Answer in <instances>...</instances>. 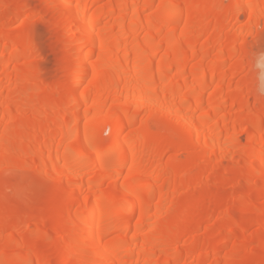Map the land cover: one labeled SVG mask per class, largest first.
Returning <instances> with one entry per match:
<instances>
[{"label": "rangeland", "instance_id": "obj_1", "mask_svg": "<svg viewBox=\"0 0 264 264\" xmlns=\"http://www.w3.org/2000/svg\"><path fill=\"white\" fill-rule=\"evenodd\" d=\"M76 1L72 0L73 6ZM235 1L87 0V19L94 12L104 15L95 31L110 34L107 45L112 58L122 64L129 53L130 63L120 67L126 76L123 80L114 78L117 71L111 74L106 63L96 73L88 72L78 91L86 88L91 96L77 103L69 72L71 63L86 51L85 45L77 44L81 29L69 17L63 18L61 7L51 0H0V255L6 256L0 264H73L66 245L77 232L73 229L67 237L72 218L64 223L60 219L63 212L76 209L78 193L81 201L90 197L86 205L79 200L86 212L104 194L121 198L103 213L108 223L119 227L101 225L106 232L105 254L120 260L114 264H264V126L259 128L263 137L243 134L255 121L264 124V11L253 19ZM174 3L178 4L168 8ZM165 9L170 15L159 18ZM154 32L153 45L141 46L146 35ZM169 34L174 41L166 39ZM122 35L127 39L122 40ZM136 50L141 57L132 62ZM101 56L95 52L89 63L98 66ZM149 74L155 80H147ZM138 83L153 85L155 104L126 105L130 94L126 90ZM198 95L200 102L192 99ZM92 105L96 109H90ZM123 110L131 122L121 139H131L127 143L136 151L126 162L112 152L105 163L89 166L93 151L113 147L115 140L103 144L101 137L111 130L114 115ZM203 116L212 143L209 137L206 143L200 132V137L193 135L187 144L173 147L174 126L182 121L187 128L201 130ZM76 125L80 129L70 136ZM149 134L154 138L146 141ZM237 134L243 139L240 144L232 141ZM87 135L94 141L82 156L79 150ZM63 144L69 150H62ZM244 145L263 147V151L252 154ZM250 154L255 166L249 163ZM175 158L180 161L174 162ZM123 162L124 167L119 165ZM76 172L91 179L81 183ZM151 178L159 183L167 179L170 184L155 186L144 202L141 195L125 199L131 181L142 186ZM30 184L37 189V205L33 193L24 189H30ZM27 195L34 202L26 200ZM130 205L136 208L133 226L126 230ZM140 221L145 224L135 225ZM161 226L166 231L154 229ZM190 226L184 233H170ZM25 232L31 235L22 239ZM227 234L231 237L225 239ZM196 240L204 242L202 249L186 256L182 250ZM22 242L25 248L12 258L11 252ZM155 244L158 249H153ZM168 244L177 249H166ZM37 254L39 261L33 257ZM84 259L81 264H92L88 257Z\"/></svg>", "mask_w": 264, "mask_h": 264}, {"label": "bare ground", "instance_id": "obj_2", "mask_svg": "<svg viewBox=\"0 0 264 264\" xmlns=\"http://www.w3.org/2000/svg\"><path fill=\"white\" fill-rule=\"evenodd\" d=\"M51 1L53 2V4H57V5H59L61 7V9H62V11L64 13L63 14V18L69 17V19H72V24L74 25V27L77 28V30L79 28V31L81 29L80 33H78L79 31H77V33H78L77 36L80 35V37H79V39L77 38L78 39V41H77L78 43L77 42L76 43L78 45L83 44V45L86 46L85 53H83L79 57H76V60H74V62H76L75 64H74V62L71 63L73 65L71 66L70 72H69V79H70V83L72 84L74 102L79 103L81 101L83 102V100H86V99L88 100L89 99V97L91 96L90 95V92L86 88H83L82 89L83 91L80 92V91H78V87H79L80 83L83 81L84 76L88 72H90V73L91 72L92 73H96L95 72L96 69L99 66L104 67L105 63L108 65V66L107 65L106 66L109 68L110 73L113 70L115 72L117 71V74L118 75L116 77H114V78H116L117 80H121V79L123 80V78L126 79L125 78L126 76H125L124 72L121 71L122 68H120V67H122L121 65L128 66V64L130 63V61H129L130 60L129 53H127L126 54V57L124 59H122L123 63L122 64L119 63L117 59H113L112 58V55H110V51H109L110 49L108 48V45H107V41H109V35L110 34L109 33H101V34L99 33V34H97V32L95 31L96 30V27L102 21V18L104 16L103 14H101L102 12H98V13H95L94 12V14L92 13L91 19L88 18V19H90V21H88V19H87V11H88V9L86 10L87 7L85 6V4H86L85 2L87 0H77L78 3H76L77 1L75 3H76V5L78 4L77 5L78 8H77V6H73L72 0H51ZM235 2H237L244 9V12H247L251 16H254L253 19L259 15L260 11H264V0H250L249 2L247 1L246 4H243V2H244L243 0H236ZM177 4L176 3H174L173 5L171 4V6H168V8L173 7V6L177 5ZM74 7L77 8L76 11H75ZM19 11H21V9L20 10H16L15 12H19ZM169 12H170L169 9L163 10L159 14V18H165L167 15H170ZM259 18H260V15H259ZM119 25L122 26L123 25V21H120L119 22ZM74 31L76 32L75 29H74ZM133 35H135V33H133ZM261 35H263V36H261V39H263V41H264V31L261 33ZM122 36L120 37L122 40L125 39V38L127 39V37H128L127 35H124L123 38H122ZM156 36H157V34L155 32L154 33H149L148 35H146L145 42L142 43L141 46L145 47V46H151V45H153L154 39L156 38ZM171 36H172V34L167 35V38L166 39L168 41H171L172 42L174 40H171L172 39ZM181 44H184V41L182 42V40H181ZM138 48L140 49V47H138ZM138 48H136V49H138ZM133 50H135V48ZM95 52H99L102 55L101 58L99 59L100 64L98 66L97 65H94L92 63H89V58ZM133 52H134L133 53L134 56L131 58L132 59V62H135L137 59L140 60V57H141L140 52H138V50L133 51ZM148 65H152V62H149ZM181 65H183L182 66V69H184V61L182 62ZM79 67L80 68L83 67V68L80 69ZM111 74H113V73H111ZM222 76L224 77V74ZM146 79L147 80H151V79L155 80V77L149 74V76H147ZM159 80L160 81L163 80V75L162 76H159ZM203 80H204L203 82H206L207 81V79L206 80L203 79ZM117 83L119 84V82H117ZM112 84H113V82L111 81L110 82V85L111 86L110 85L109 86L112 87ZM143 84L141 83V85H140L138 83V85H140V86L135 85L136 87L128 88V90H126L127 87L125 88V90L127 91V93H130V94H127V96L125 97L126 105H131L130 103H136V102H139V104L142 103L143 106L145 104L151 105V104H155L156 103V100H155V98L153 97V95L151 93L153 91V89H154L153 85H146L145 86ZM183 84L184 83L181 82L180 85H179V88H181L183 86ZM107 86L108 85H106V87ZM113 86H114V84H113ZM200 87H204V85L201 84ZM84 89L87 90V91H84ZM131 89H132V91H130ZM39 92L40 91L37 90V93H39ZM131 92H133V93H131ZM119 96H120V94H119ZM117 97H118V95H117ZM189 98H190V96H189ZM186 99H188V97L182 98V103H185ZM192 99H194L195 101L200 102L202 100V97L198 95V96L192 97ZM242 101H244V99H242ZM257 104H258V101H257ZM96 107L97 106L94 105L93 107H91V108L89 107V108L90 109H96ZM124 110H123V113L122 112H117V115L116 116L114 115L115 119L113 118V120H115V123H113V126L111 127V130L108 131V132H106L105 135H103V137H101V141H102L103 144H107V143L115 140L114 141L115 143L113 145L114 148L112 147V145H109L104 150L102 149V150H96L95 152L93 151V157L88 162L89 166L95 165L98 161H101V162H104L105 163V161L107 160L106 156L109 155L112 152H116L119 156L121 155L122 160L125 161V162L128 161V158L130 159V157L133 155V152H134L135 148L134 149L132 148L133 150H131L130 144L127 143L129 140H126V141L124 140L123 141V139H121V133H122L123 129L126 128V126H128V123L129 122H131L130 121L131 120V117L128 116L130 114H128V111H127V113H126V111L124 112ZM249 113H251V112H249ZM202 115H205V112L202 113ZM205 116L202 117L203 118V120H202L203 121V124H200L201 125L200 127H201V130L202 131L200 129H198V128H196V129H194V128H187L184 125L185 123L182 122V121L179 122V124H180L179 127L178 126H174V127H176V129L173 130V133L170 131V133H172V135H175V138H176L175 140H173L171 142L172 146L173 147L183 146V145L187 144L191 140V138H192L193 135H195V136L196 135L197 136L200 135L201 134L200 132H203L205 134V136H204V134H201V135H202L203 139L206 140L205 141L206 143H207V140H209L206 137H209L210 138V140H209L210 142L209 143H212L211 142V137H213V136H211V132H209V134H207L208 133V129L206 130L205 121H204ZM110 118H112V116ZM99 122H100V119L97 120L96 122H94V121L93 122H89V123L85 124L84 129L90 128L91 126H95ZM262 126H264V124H262L261 121H257V122L255 121V123L249 129H245V130L243 129L244 130L243 131V134L244 135H247V136H250V137L253 136V138L256 137V136L258 137V135L261 136L262 134H260L259 128L262 127ZM79 129L80 128H79L78 125L74 126L73 129L70 130V136L75 135ZM81 129H82V127H81ZM147 137L148 138H147L146 141H149L150 139L154 138L152 134H149ZM198 137H200V136H198ZM262 137H263V135H262ZM242 140H243L242 139V136L239 135V134L234 135L232 137V141L235 144H238V143L240 144ZM93 141H94L93 136L91 137L90 135H87V138H86V141H85L84 145L82 147H80L79 154L82 155V156H84L87 153V151H88V147L93 143ZM131 141L132 140L130 139L129 142L132 143L133 141L132 142ZM50 142H48V145L47 146L51 150V149H53L52 147H53L54 144H52V142L51 143ZM133 145L134 144H132V147H133ZM146 145L144 144L143 146H146ZM63 148H64V150H67V149L69 150L70 146L68 144L67 145H64L63 144L62 150H63ZM243 148H245V149H251L250 152L252 154H254V152H252V151H256V152L257 151H261V150L263 151V147H258V146L256 147L254 145H247V146L244 145ZM128 149L130 151H128ZM62 150H60V151H62ZM131 151H133V152L131 153ZM252 154H250L249 163L252 166L253 165L255 166L256 162H255V160L253 158L254 156ZM52 160L56 161L53 158H52ZM179 161H180V159H178V158H175V160H174V162H179ZM45 162H47V161H45ZM119 165L123 166V165H126V164L123 162V163H121ZM169 168L170 167H168V169ZM50 169L51 168H48V170H50ZM49 173H51V172H49ZM74 176L75 177H78L79 178V181L81 183L83 182V179L84 178L91 179V177H88L84 173L79 174L78 172H76ZM97 179H98V181L100 179H102V175L99 174L97 176ZM64 180L65 179H61L60 183H65ZM137 182L138 181L133 180V181H131L128 184V186H130L129 188L131 190L129 189L130 191H128L127 193H125V199L126 200L130 201V200L134 199V197L136 195H141L142 200L144 202L145 200H147L148 194H151V192L153 191V189H154L155 186L164 187V185H169L170 184V181H168L167 179L161 181L162 183H159V181L157 179H154V178L149 179L142 186L141 185L138 186L139 182H138V184H137ZM174 183L175 182H173V184ZM30 185H29V187H30ZM32 185H31L30 189H28L26 186H25L24 189H27L30 192V194L33 193V197H35V203L37 205V203L40 202V201L38 200V202H37V196L35 195V193H37V189L35 190V187L33 188ZM19 193H20V191H19ZM75 195H74V197H77V200L79 199L80 202H82V204L85 203V205H86V200L88 202V198H90V197L87 196V198H84L81 201L82 197H80L81 199L79 198V193L76 196ZM162 195L165 196L164 193ZM28 196H30V195L25 196L26 197L25 198L26 200L29 198ZM31 196H32V194H31ZM106 198H110L112 200V202L111 203H107L106 202ZM29 199L31 200V198H29ZM79 200L77 201L78 203L76 205L77 206L76 209L74 211H72V212H70L71 210L69 212H67V211L66 212H63L62 213V217L60 219L61 223H64L67 219L69 220V218L70 219L72 218L73 223H71L69 225V227H68L67 237L70 236L71 233L73 234V229L74 230L76 229L75 232H77V236L74 233L75 237H74L73 241H70V243L66 245V247H68V251L70 252V253L69 252L68 253L69 254H73L71 256L73 258L71 260V262H73V264H81V262H83L85 260L87 261V259H84L85 257H88L90 259V261L92 262V264H114L116 261H120V260H117L118 259L117 257H113V256H110V255H106L105 254V248L106 247L104 248V246L102 244V237H103V235L106 232H105V229L103 230V228H101V225H102V223H107V224L110 225V227H114V228L119 227L116 223H113V222L112 223L111 222L108 223L107 222L108 220L106 221V219L104 217L107 214L103 215V213H105V210L107 208H112L117 201H120L121 200V198H118L117 196H115V195H113L111 193L110 194H104L101 198L99 197V198H95L94 199V202H92V204H91V208L87 212H86V210L83 211V208H82L83 206H81V204H79L80 203ZM32 201L33 200H31V202ZM98 203H100V206H98ZM55 208H56V206H55ZM135 208L136 207L134 205H130L128 207L126 213H125V224H124V228L126 230L127 229L129 230L133 226L132 225V221H131V215L135 211ZM53 209H54V206H53ZM192 213H194V212H192ZM46 214H47V212H46ZM29 215H34V213L32 212ZM205 219H206V216L198 219V221L199 222H202ZM149 222L151 223V221H149ZM144 224H145L144 221H140L139 223H136L135 225L138 226V225H144ZM154 229L155 230L157 229L158 231H166L165 230L166 228L165 227H162V226L161 227L154 228ZM188 229H192V227L190 226L188 228H185L184 231L181 228L180 229L179 228H177V229L175 228V229H172L170 231V233H184L185 230H188ZM81 234H83L84 237L80 239V235ZM29 235H31V232H25L23 234V238L22 239L27 238ZM229 237H231V234L230 235L227 234V236H226L225 239H228ZM190 244H192V243H190ZM203 244H204L203 241L196 240V241H194V243L191 246L188 245L189 246L188 248L185 247L186 250H182V249L181 250H182V252L186 251L185 254L187 256L188 254H192L193 252H196L197 250H199L202 247ZM62 245H64V244L62 243ZM168 245L169 246H167V248H166V249L170 248L168 250H173L174 248L177 249L176 246L173 247V246H171V244H168ZM23 248H25V245L22 242L18 246V248H16L15 250H13L11 252L12 253L11 254V257L12 258H18V256H19L18 253H20ZM158 248H159L158 244L153 245V249H158ZM115 250L117 251L118 249L115 248L113 252H115ZM249 256H250V254H249ZM3 257H6L5 254H1L0 255V258H3ZM33 257L35 259H37V261H39V259H40L41 256L39 254H37V255H34ZM69 257L67 256V258H66V259H68V261L71 259V258L69 259ZM81 257H83V258H81ZM66 259H63V260L66 261ZM263 259H264V257H263ZM81 260H83V261H81ZM251 262H253V261H251ZM82 264H84V263H82ZM152 264H156L155 261H153ZM183 264H187V263H183ZM240 264H246V263L245 262H242Z\"/></svg>", "mask_w": 264, "mask_h": 264}]
</instances>
